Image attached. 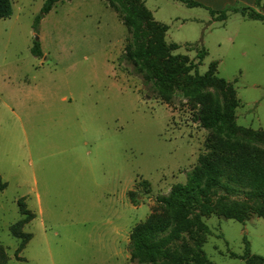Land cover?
<instances>
[{
	"label": "rangeland",
	"instance_id": "rangeland-1",
	"mask_svg": "<svg viewBox=\"0 0 264 264\" xmlns=\"http://www.w3.org/2000/svg\"><path fill=\"white\" fill-rule=\"evenodd\" d=\"M44 1L11 0L12 14L0 18V175L7 182L0 191V264H130L132 228L147 218L158 195L186 180L208 131L179 98L173 104L156 98L119 62L128 29L106 0L59 1L35 28ZM202 5L145 0L154 18L169 26L167 44L179 45L163 67L173 72L197 63L192 44L205 47L198 70L213 77L205 91L232 114L238 137L264 150V35L258 41L253 28L233 21L231 29L213 26ZM148 23L143 16L145 28ZM235 30L234 43L225 44L223 35ZM36 36L41 57L32 53ZM145 179L149 192L140 184ZM221 182L236 191L214 188L205 207L187 215L190 227L171 249L182 255L199 250L212 264H245L246 237L251 252L264 257L258 213L264 195ZM22 197L36 215L22 228L32 234L23 248L12 232L23 217ZM232 203L244 210L243 222L223 214ZM181 222L177 216L174 225Z\"/></svg>",
	"mask_w": 264,
	"mask_h": 264
},
{
	"label": "trees",
	"instance_id": "trees-1",
	"mask_svg": "<svg viewBox=\"0 0 264 264\" xmlns=\"http://www.w3.org/2000/svg\"><path fill=\"white\" fill-rule=\"evenodd\" d=\"M59 1L65 0L44 1L36 17L35 28H38L41 19ZM106 1L128 29L126 44L119 62L128 64L131 71L142 78L143 83L156 98L168 104H173L175 99L179 98L190 108L195 121L208 131L205 151L199 155L196 164L187 170L186 180L174 183L167 194L158 195L157 204L147 218L132 228L128 242L130 264H212L199 250L192 255H182L173 251L171 244L190 227L187 215L194 212L196 207H205V200L214 188L224 186L227 190L236 191L223 184L222 179L226 178L231 184L250 188L249 192L256 197L264 195V150L242 141L238 137V125L232 114L223 108L217 98L209 97L205 91V86L213 81V77L201 75L198 70L208 55L205 47H200L199 43L192 44L198 49L196 53L198 62L179 65L173 72L167 71L163 67V60L173 57L172 52L179 48L177 43L166 42L169 26L154 18L152 11L145 7V0ZM180 1L188 7L203 6L197 0ZM262 1L256 0V4L263 7ZM209 11L213 19L218 21L226 20L231 11H236L248 19L264 22V12L252 7ZM11 14V0H0V18L9 17ZM143 16L148 19V28L142 24ZM32 53L38 57L43 55L38 39L34 41ZM193 70L195 71L193 77L185 78V75H190ZM220 82L225 84L227 81L220 78ZM140 184L147 192L150 191L148 180H142ZM6 187L7 182H2L0 175V191ZM128 194L131 202L135 203L136 192L132 190ZM18 205L23 217L12 226V232L22 240L20 247L23 248L32 239V234L23 231L22 228L36 215L28 208L25 197L18 200ZM221 209L228 218L240 222L246 218L244 210L237 203L223 206ZM258 213L264 217L263 209ZM177 216L186 222L174 225ZM197 219H200L199 216ZM198 224L202 230L207 229L200 220ZM244 241L245 252L241 257L244 258L245 264H264V257L251 252L246 237Z\"/></svg>",
	"mask_w": 264,
	"mask_h": 264
},
{
	"label": "crops",
	"instance_id": "crops-1",
	"mask_svg": "<svg viewBox=\"0 0 264 264\" xmlns=\"http://www.w3.org/2000/svg\"><path fill=\"white\" fill-rule=\"evenodd\" d=\"M201 3H203L207 7L208 16L206 17L207 20L214 23H220V26H222L224 29H231L230 23L236 25H243L244 27L253 28L257 33L255 34V38H257L258 41H263L261 38L262 35H264V22L259 20H252L248 19L247 17L243 16L240 12L231 11L229 13V16L224 21H217L214 20L209 9L213 10H224V9H235V8H242V7H252L255 8L258 11L264 12V0L262 1L263 7H259L256 4V0H197ZM262 9V10H261ZM180 18V17H176ZM191 19V18H190ZM189 20L188 18L183 19V21ZM192 20H200L198 18H192ZM237 35L236 30L227 37L226 34L223 35V42L226 44L228 41H232L234 43V38ZM245 54V52H243Z\"/></svg>",
	"mask_w": 264,
	"mask_h": 264
},
{
	"label": "water",
	"instance_id": "water-1",
	"mask_svg": "<svg viewBox=\"0 0 264 264\" xmlns=\"http://www.w3.org/2000/svg\"><path fill=\"white\" fill-rule=\"evenodd\" d=\"M36 38L38 39V36H36Z\"/></svg>",
	"mask_w": 264,
	"mask_h": 264
}]
</instances>
